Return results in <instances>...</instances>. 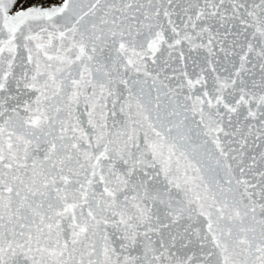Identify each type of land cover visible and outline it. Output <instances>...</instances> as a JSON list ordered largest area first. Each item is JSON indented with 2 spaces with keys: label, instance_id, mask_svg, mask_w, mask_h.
Wrapping results in <instances>:
<instances>
[{
  "label": "snow or ice",
  "instance_id": "1",
  "mask_svg": "<svg viewBox=\"0 0 264 264\" xmlns=\"http://www.w3.org/2000/svg\"><path fill=\"white\" fill-rule=\"evenodd\" d=\"M0 264H264V0H0Z\"/></svg>",
  "mask_w": 264,
  "mask_h": 264
}]
</instances>
